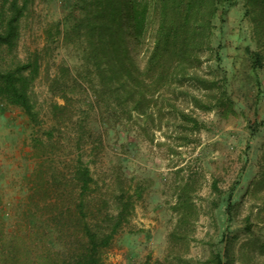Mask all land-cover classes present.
Wrapping results in <instances>:
<instances>
[{
    "label": "rangeland",
    "instance_id": "1",
    "mask_svg": "<svg viewBox=\"0 0 264 264\" xmlns=\"http://www.w3.org/2000/svg\"><path fill=\"white\" fill-rule=\"evenodd\" d=\"M21 2L20 35L0 48V67L38 64L36 117L0 98V264H66L81 248V201L82 218L113 234L103 264H264V11L230 0L211 25L192 22L193 63L144 114L137 101L122 104L119 77L102 81L98 5ZM124 2L143 67L162 10L168 24L179 18L174 1L153 0L139 51ZM78 161L94 178L82 196Z\"/></svg>",
    "mask_w": 264,
    "mask_h": 264
},
{
    "label": "trees",
    "instance_id": "2",
    "mask_svg": "<svg viewBox=\"0 0 264 264\" xmlns=\"http://www.w3.org/2000/svg\"><path fill=\"white\" fill-rule=\"evenodd\" d=\"M152 1L128 0L129 23L132 24L129 35L135 39L134 44L139 51L146 43ZM162 1L165 7L169 1H174L176 8L174 14H177L179 19L177 24H168L171 12L166 8L162 10L161 25L155 35V40L142 54L145 60L143 67L130 48L124 28L126 24L124 22L126 10L124 0H91L90 2V5L93 4L94 7L98 5L99 18L102 20L100 35L103 37V42L98 53L102 55L101 58L105 66L107 65L108 72V76H102V81L105 85L112 87L114 76L116 79L119 77L122 104L128 106L129 103L137 101L135 108L140 107L144 114H147L144 107L151 102L152 97L156 100L164 99L162 89L172 80L175 70L180 67L182 70L190 68L188 62L191 61L194 41L199 35L197 25H211L212 18L219 7L230 0ZM249 1L264 11V0ZM24 9L25 4L21 0H10L8 11L0 12V48L6 47L12 50L16 46L20 35L19 21L24 15ZM205 18L206 21H204ZM202 20L203 23L199 22ZM195 21L198 24H191ZM252 59L257 66L262 64V56L259 52H254ZM37 72L38 64L32 61L8 67L6 70H1L0 67V98L9 104L21 107L33 119L36 117V112L31 101L30 86ZM78 162L74 176L80 192H78L79 196H82L91 188L94 178L90 169L81 161ZM78 207L80 212L76 215V219L82 226L78 235L81 248L70 257V260H67L66 264H103L102 248L111 243L113 234L101 236L92 224L82 218L85 213L82 201L75 208ZM217 264L225 263L219 259Z\"/></svg>",
    "mask_w": 264,
    "mask_h": 264
}]
</instances>
